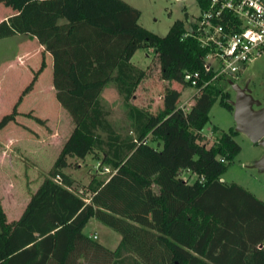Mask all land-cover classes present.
<instances>
[{
    "label": "trees",
    "instance_id": "16d2710c",
    "mask_svg": "<svg viewBox=\"0 0 264 264\" xmlns=\"http://www.w3.org/2000/svg\"><path fill=\"white\" fill-rule=\"evenodd\" d=\"M0 1L15 9L0 20V37L27 33L51 54L55 98L73 122L20 214L8 221L0 204V264H264V201L219 178L240 148L234 130H221L207 146L200 142L219 87H201L187 110L177 106L173 87L164 88L155 113L129 105L133 137L120 136L101 105L107 82L124 100L132 95L144 76L130 61L138 47H152L161 79L180 81L184 69L210 75L205 49L193 36L181 37L182 19L158 35L137 22L139 10L125 0ZM197 2L202 7L205 0ZM43 66L41 59L0 128L14 119ZM94 148L113 170L89 179L85 200L62 168L67 156L82 158ZM181 169L196 177L183 179ZM91 217L119 233L114 248L83 232Z\"/></svg>",
    "mask_w": 264,
    "mask_h": 264
},
{
    "label": "rangeland",
    "instance_id": "374dc122",
    "mask_svg": "<svg viewBox=\"0 0 264 264\" xmlns=\"http://www.w3.org/2000/svg\"><path fill=\"white\" fill-rule=\"evenodd\" d=\"M139 10L137 22L146 29L163 35L171 22L182 19L188 25L199 13L197 0H125ZM0 1V7H2ZM35 43L23 34H11L0 37V117L11 111L22 89L30 82L36 65L28 70L25 66L35 60H22L18 66L16 56L24 51L32 52ZM23 56L21 55V58ZM38 58L37 64L40 57ZM36 61V60H35ZM34 61V62H35ZM131 61L144 70V76L138 82L132 95L124 100L113 82H108L100 96V102L106 111V117L112 127L123 137H133L132 122L127 115L129 105L141 108L145 112L155 113L161 107L165 87H173L180 94L176 100L178 107L187 110L198 92L193 86L180 80H166L159 77L156 54L152 47L142 46L134 50ZM29 62V63H28ZM28 63V64H27ZM38 74V73H37ZM35 76L30 93L27 90L16 105L17 113L0 128V204L6 220L16 218L22 211L30 193L44 176H47L61 144L72 129L73 122L67 110L55 98L52 87V64L48 63L39 75ZM248 79V87L254 97H264V49L249 61L239 72L235 81L239 84ZM225 77L213 80L220 88L212 101L208 118L202 126L201 143L209 145L221 130L234 127L232 108L224 102L233 99L234 92ZM100 94V93H99ZM23 96V98H22ZM22 98V99H21ZM28 113V114H27ZM34 116L39 117L36 120ZM212 126L216 130H212ZM104 136L105 134L102 133ZM14 137L15 139H9ZM233 138L240 145L239 151L226 164L220 173L224 182H236L253 191L264 201V169L250 166L254 156H259L264 148L252 142L243 132L234 131ZM155 145L156 142H151ZM157 143L156 145H159ZM3 148V149H1ZM101 151L94 148L84 157L67 156L68 164L63 171L68 173L73 182L70 189L88 200L90 195L86 185L91 177L104 179L113 170L111 165L100 161ZM180 176L191 181L196 174L188 169H181ZM155 188V187H154ZM85 230H95L90 236L109 247L114 248L120 238L117 231L91 217ZM95 234L93 237L92 235Z\"/></svg>",
    "mask_w": 264,
    "mask_h": 264
},
{
    "label": "built area",
    "instance_id": "2783aa9c",
    "mask_svg": "<svg viewBox=\"0 0 264 264\" xmlns=\"http://www.w3.org/2000/svg\"><path fill=\"white\" fill-rule=\"evenodd\" d=\"M187 35L205 49L202 64L210 75L200 78L198 70L184 69L182 81L196 91L221 76L235 81L264 49V0H205L195 18L184 26L181 37Z\"/></svg>",
    "mask_w": 264,
    "mask_h": 264
},
{
    "label": "water",
    "instance_id": "95a60500",
    "mask_svg": "<svg viewBox=\"0 0 264 264\" xmlns=\"http://www.w3.org/2000/svg\"><path fill=\"white\" fill-rule=\"evenodd\" d=\"M228 84L234 92L232 105L234 131L243 132L252 142L264 148V97H254L247 83L240 85L237 81L228 79ZM250 166L264 169V151L253 159Z\"/></svg>",
    "mask_w": 264,
    "mask_h": 264
},
{
    "label": "crops",
    "instance_id": "0c3cea01",
    "mask_svg": "<svg viewBox=\"0 0 264 264\" xmlns=\"http://www.w3.org/2000/svg\"><path fill=\"white\" fill-rule=\"evenodd\" d=\"M13 12H15V9H13V8H11L10 6H8V5H5L4 3H2V7H0V20L1 19H5L8 15H10V14H12ZM60 21H62V18L61 19H59ZM16 34H23V35H25V36H27V37H29L30 39H32L34 42H36L35 43V48L33 49V51L32 52H28V51H24L23 53H21V54H19V55H17L16 56V59H14L12 62L14 63L15 61H16V64L18 65V66H21V65H19V62L20 61H24V60H30L31 58H34L35 60V62L33 61L31 64H30V66H25V69L26 70H28V69H30L31 67L32 68H34V66L36 65L37 67H36V69L39 67V64H40V61H41V59H43V61H44V66L42 67V69L38 72V74L37 75H39V73L43 70V69H45L46 67H47V65H48V63H50L51 62V64H52V57H51V54L47 51V50H45L44 49V47H43V45L41 44V43H39V41L36 39V37L35 36H32V35H29V34H27V33H16ZM21 55L23 56L22 58H21ZM39 56L40 57V59H39V62H38V64H37V60H38V58L37 57H35V56ZM131 58H132V55H131V57H130V61H131ZM22 59V60H21ZM22 61V62H23ZM132 62V61H131ZM29 63V62H28ZM27 63V64H28ZM139 66V65H138ZM106 84H108V82L106 83ZM106 84H104L103 85V87L101 88V90H100V94H99V98H100V96H101V94H102V91H103V89L107 86ZM52 85V84H51ZM52 87H53V85H52ZM53 89H54V87H53ZM30 89H29V93H30ZM22 98H23V96H22ZM21 98V99H22ZM20 102V101H19ZM18 102V103H19ZM17 103V104H18ZM15 139L14 137H11V138H9V139ZM1 149H3V148H1ZM257 156H254V158H256ZM0 158H2V156H1V154H0ZM3 159V158H2ZM62 170H63V168H62ZM219 178H222L221 176L219 177ZM221 180V179H220ZM223 181V180H222ZM253 192V191H252ZM254 193V192H253ZM13 219H15V218H13ZM12 220V219H11ZM90 220H91V218L87 221V222H90ZM86 222V223H87ZM99 222V221H98ZM86 225V224H85ZM85 227V226H84ZM84 227H83V232L84 233H86L87 235H89L90 236V233H92V232H95V234H96V231L95 230H85L84 229ZM96 236H97V234H96ZM91 237V236H90ZM99 242H101L102 243V241H99ZM105 246H107L106 244H105ZM108 248H110L111 249V247H109V246H107ZM114 247V246H113Z\"/></svg>",
    "mask_w": 264,
    "mask_h": 264
},
{
    "label": "flooded vegetation",
    "instance_id": "af4514ba",
    "mask_svg": "<svg viewBox=\"0 0 264 264\" xmlns=\"http://www.w3.org/2000/svg\"><path fill=\"white\" fill-rule=\"evenodd\" d=\"M244 83H247V86H248V79H244L243 82L240 85H243Z\"/></svg>",
    "mask_w": 264,
    "mask_h": 264
}]
</instances>
